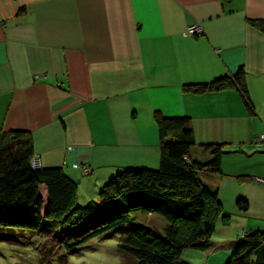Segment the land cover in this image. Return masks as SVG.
<instances>
[{
    "label": "crops",
    "instance_id": "1",
    "mask_svg": "<svg viewBox=\"0 0 264 264\" xmlns=\"http://www.w3.org/2000/svg\"><path fill=\"white\" fill-rule=\"evenodd\" d=\"M253 20L264 0H0V132L29 133L40 167L78 184V204L117 172L159 167L155 112L190 118L193 161L211 160L208 145L226 151L220 173L200 179L223 209L212 248L231 251L264 230V32ZM240 68L252 113L234 88L183 90Z\"/></svg>",
    "mask_w": 264,
    "mask_h": 264
},
{
    "label": "trees",
    "instance_id": "2",
    "mask_svg": "<svg viewBox=\"0 0 264 264\" xmlns=\"http://www.w3.org/2000/svg\"><path fill=\"white\" fill-rule=\"evenodd\" d=\"M250 24L264 32V20ZM231 88L239 91L252 113L242 68L208 84L185 85L183 90L203 94ZM154 120L159 133V167L115 173L99 187L97 200L83 208L77 207L78 184L62 168L32 166L34 151L29 133L0 132V241L19 243L21 237L82 221L97 210L98 203L122 202L126 210L100 231L126 223L135 213L156 214L168 223L163 233L148 228L126 231L119 249L134 264H190L181 260L184 250H210L217 221L224 218L223 209L217 193L202 183L200 173H220L226 151L222 145H208L205 148L211 151V160L193 161L190 152L195 139L190 118L165 117L155 112ZM238 206L243 212L247 210L245 201L240 200ZM226 264H264V230L236 241Z\"/></svg>",
    "mask_w": 264,
    "mask_h": 264
},
{
    "label": "rangeland",
    "instance_id": "3",
    "mask_svg": "<svg viewBox=\"0 0 264 264\" xmlns=\"http://www.w3.org/2000/svg\"><path fill=\"white\" fill-rule=\"evenodd\" d=\"M97 197L98 191L96 199L91 201H96ZM88 203L80 200L77 207H86ZM126 207L122 202L98 203L97 210L82 221L21 237L15 244L0 241V264H134V260L119 249L126 231L148 228L163 233L168 223L156 214L135 213L126 223L100 231ZM94 231L100 232L85 238ZM229 256L227 246H215L208 251L186 249L181 260L190 264H226Z\"/></svg>",
    "mask_w": 264,
    "mask_h": 264
},
{
    "label": "built area",
    "instance_id": "4",
    "mask_svg": "<svg viewBox=\"0 0 264 264\" xmlns=\"http://www.w3.org/2000/svg\"><path fill=\"white\" fill-rule=\"evenodd\" d=\"M187 33L190 35V36H201L202 34V29L200 26L198 25H192V26H189L188 29H187ZM31 164L34 168H39L40 167V159L37 155H34L31 159ZM73 167L75 168H80L83 172V174L87 175L89 174L91 171H90V168L87 166V165H84V164H74ZM259 182L261 183H264V180L263 179H258Z\"/></svg>",
    "mask_w": 264,
    "mask_h": 264
}]
</instances>
